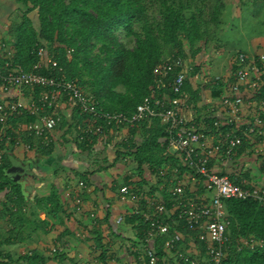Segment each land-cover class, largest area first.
Masks as SVG:
<instances>
[{
	"label": "built area",
	"instance_id": "2783aa9c",
	"mask_svg": "<svg viewBox=\"0 0 264 264\" xmlns=\"http://www.w3.org/2000/svg\"><path fill=\"white\" fill-rule=\"evenodd\" d=\"M43 54L45 50L40 46L38 55ZM13 56L11 42L0 40V92L5 93L0 96V170L7 147L36 151L53 143L63 108L69 104L78 106L86 115L79 125L81 140L90 133L104 134L99 120H105L108 126L130 128L145 119L158 118L165 125L167 153L175 154L194 172H185L181 178L177 175L181 173L180 165L174 166L172 172L176 175L167 179L171 186L168 189L170 207L159 191L146 195L141 203L143 196L137 193L140 189L134 187L132 178L120 186L119 199L124 209L115 222L124 224L128 214H136L148 223L143 236L139 237L135 230L134 241L127 245L129 264H224L230 242L226 200L252 198L264 206V183L257 185L244 176L248 166L260 167L264 173V99L259 103L254 96L260 90L264 92V52L253 55L238 51L232 72L214 79L222 85L223 96L219 103L212 97H203L196 105L183 93L195 64L182 54L170 53L155 67L151 93L131 116L99 107V102L87 95L77 80L43 74L39 71L43 66L41 62L26 70L14 65ZM199 74L195 73L194 83L198 84V79L202 81ZM168 89L178 95L171 96ZM245 92L248 96L243 95ZM203 105H207L210 114L201 115L195 122L193 113ZM29 115L35 118L15 125L9 122ZM211 127L215 128L213 133H209ZM244 142L247 143L245 152L239 155L238 149ZM248 157L251 160H243ZM252 158L258 165H254ZM229 168L235 169V179L227 173ZM167 172L164 169L161 175L164 177ZM238 179H242V183H238ZM84 187L85 182L80 180V193ZM75 201L79 207L82 205L79 194ZM179 226L186 232L179 230ZM171 230L173 234L165 243L166 254L159 255L157 240ZM187 237L190 248L185 251L179 244ZM242 246L250 250L264 249V239L246 238L240 240ZM58 252H67L66 246H53L51 254ZM112 264L119 263L114 259Z\"/></svg>",
	"mask_w": 264,
	"mask_h": 264
},
{
	"label": "trees",
	"instance_id": "16d2710c",
	"mask_svg": "<svg viewBox=\"0 0 264 264\" xmlns=\"http://www.w3.org/2000/svg\"><path fill=\"white\" fill-rule=\"evenodd\" d=\"M14 1L28 6L23 15V21L10 30V34L13 36L11 47L14 51V65L30 70L36 63L41 62L43 65L39 70L41 73L58 78L66 76L68 79H75L87 95L99 102V107L109 112H124L129 116L135 112L137 105L142 102L144 97L151 93V87L155 82L154 69L161 59L173 52L190 55V57L195 56L202 49L200 42L207 41L211 23L214 22L218 27L222 24V13L225 7L223 0H215L211 8V17L206 19L202 16L199 17L193 11L189 0H159L160 19L152 20L148 16L147 3L150 0ZM241 2L244 4L245 0H241ZM34 10H38V29L34 25L33 18L29 15ZM137 23L141 25L140 30L136 29ZM119 32H124L127 37L135 36V44L129 46L124 43ZM40 46L45 50V54L41 56L38 55ZM187 47L190 52L186 50ZM196 72H199L198 66L186 79L183 88V93L185 92L189 101L195 105L202 99L203 89L207 88L206 86L210 83V80L201 86L194 83L193 77ZM215 86L221 89L222 85L214 82L211 87ZM166 91L171 96L178 95L170 89ZM243 95L248 96V93L245 92ZM263 95V90H260L254 95L255 100L261 103L264 99ZM71 108L73 117L78 118L81 122L86 118L78 106ZM34 118L32 115L18 116L9 122L11 125H15L18 122ZM66 123V117L62 114L58 128L64 129ZM98 125L104 128V134L124 129L123 126H108L105 120H99ZM138 128L139 130L143 129L145 136L140 143H132L134 149L132 155L138 164L140 174L139 185L133 183L134 187L138 186L140 189L137 193L143 196L141 203H144L146 195L160 190L167 201V206L170 207L168 189L171 186L167 179L176 175L173 174L172 169L175 165H180L181 173L177 175L181 178L185 172L193 173L194 170L183 165L175 154L167 153L168 142L165 138V125L160 119H145L137 127H130L129 130L135 134ZM214 131L215 128L211 127L209 133ZM100 135L102 134L94 132L87 135L85 140L79 138V149L83 152L93 151ZM53 143L39 149L38 154L42 157L52 156ZM246 146L247 143L244 142L238 149L239 155L245 152ZM10 153H13V149L7 147L5 163L0 170V192H8V200L2 201L0 205V222L2 224L0 225V264H51L53 258L60 259V261L68 259L67 252L46 255L34 248L29 254L16 257L11 252L5 253L2 250L4 245H13L30 239L39 229L46 232L50 221L38 219L40 211H45L58 219L61 218L60 215L66 213L57 185H53L47 196L35 198L36 209L25 211L24 204L29 201V196L26 197L20 183L11 180L6 175V170L11 164ZM122 155L125 154L117 152L116 158ZM252 159L254 165H258V161ZM243 160H251V158ZM143 165H147L157 178L154 187H150L148 191L142 188L148 184L143 176ZM164 169L168 172L163 177L161 171ZM258 169L262 170L260 167ZM78 173L82 181L86 183L94 171ZM227 173L233 179L237 176L235 170L227 171ZM237 182L242 183V179H238ZM161 185H163L162 191ZM76 186L71 188L70 198L78 194L81 198L83 197V191L80 193L78 184ZM75 205H78L76 201ZM226 205L230 217L227 233L230 242L227 244V257L224 264H264V249L250 250L245 246L240 247V240L251 237L264 239V206L252 198L246 200L228 199ZM110 216L111 213L108 212L107 221ZM32 217L34 218L32 219ZM124 223L137 230L139 237L143 236L148 225L136 214H128ZM4 228L7 234L1 232V229ZM178 228L183 233L186 232L184 228L180 226ZM111 230L113 236L121 237L120 232L112 228ZM26 231L28 234H25ZM90 232L92 237L89 236ZM90 232L88 230L87 237L93 239V251L99 264H112L115 253L111 250L109 243L104 241L103 232L96 226ZM67 233H70L68 228L62 235ZM172 234L171 230L168 235L161 236L157 240L159 255L166 254L165 243ZM62 235L59 238H62ZM189 243L187 237L180 242L179 248L187 251L190 248ZM204 253L205 248L203 249ZM116 261L121 264L118 258Z\"/></svg>",
	"mask_w": 264,
	"mask_h": 264
},
{
	"label": "rangeland",
	"instance_id": "374dc122",
	"mask_svg": "<svg viewBox=\"0 0 264 264\" xmlns=\"http://www.w3.org/2000/svg\"><path fill=\"white\" fill-rule=\"evenodd\" d=\"M191 4V8L194 12L200 17L210 19L211 17V11L215 0H189ZM224 2V10L222 13V24L218 27L214 22L211 23V28L208 31L207 35V41L200 42L202 49L195 55H184L187 57L189 62H192V64H195V67H199V72L202 75V81L198 79L199 86L206 84L207 80H210V83L206 86L207 88H212V84L214 83V79L216 76L224 77L227 73L232 72V66L234 65V60L236 57V54L238 51H243L248 48V44L252 43V46L255 48H264V41H260L258 43L251 42L246 37L247 35L253 34L257 28H260L262 25L264 27V1H260L257 8L253 7V11H247L245 9L244 4H242L241 0H223ZM241 2V4H240ZM148 16L153 20L160 19V1L159 0H150L148 3ZM28 6L17 3L14 0H0V40H9L11 43L13 42V36L10 34V30L15 27L16 25H19L23 21V15L26 12ZM33 18V22L35 27L38 29L39 26V20H38V10H34L29 14ZM248 16H253L249 18ZM257 16V17H256ZM257 19H262L261 23L255 24ZM258 25V26H257ZM136 29L140 30L141 25L140 23H137ZM119 36L121 40L126 43L129 46H133L135 44V36L127 37V35L124 32H119ZM188 48V47H187ZM190 52V49H186ZM183 55V54H182ZM198 72V73H199ZM204 83V84H203ZM197 84V83H196ZM209 89H205L206 92H208ZM63 114L66 117L67 123L65 125L64 129L57 128V131L54 133V154L51 157H38V150H32L26 152H31L32 159L35 158V162L31 161L30 166H37L40 167L43 166H52L56 167L58 164L57 159H60L59 152H61L60 146L64 148L73 149L74 151L71 153L72 156L70 158H66V167L70 168H62L59 166L58 171L53 174L52 171L50 173H46L45 179L48 180L49 186L47 188H50L52 180L57 178L56 185L58 187L59 193H62V190L70 189V187L76 186L78 182L81 179V176L78 172H82L80 170L86 171H94V174L97 173H108L112 170H124L125 166H130L131 168H134L137 173V179L140 182V174L138 169V164L134 160L132 151L134 150L132 147V143H140L144 139V131L142 128H138V131L135 132V134H132L129 130V128L120 129L117 131H111L107 132L105 134L100 135L98 138L97 144L95 146V149L93 151H87L83 152L78 147V140H79V125L81 124V121L73 117V111L72 108L67 105L63 108ZM63 139V140H62ZM38 147V145H37ZM61 149V150H64ZM68 149V150H69ZM17 152V151H16ZM58 152V153H57ZM117 152H122L125 155H122L119 158H116ZM12 154V153H10ZM16 154H13L15 156ZM19 159L18 156H15ZM21 158V157H20ZM117 160V161H115ZM22 165H25L21 159H19ZM118 163H123L122 165L119 164L117 168L115 169L116 165ZM143 176L147 180L148 184L143 186L145 191H148L150 187H154L156 184L157 178L156 175L150 170V168L147 165H143ZM33 173H35V177H27L26 175H23L22 180H28L29 183L26 185V190L29 192V201H27L25 206V211H30L36 209L35 204V198L37 196H41V170L38 168H31L30 169ZM39 174V176L37 175ZM93 174V175H94ZM34 178V179H33ZM54 180V181H55ZM102 184V181L99 182ZM77 187V186H76ZM109 188L111 191H116V187L113 185H109ZM113 188V189H112ZM161 188V187H160ZM143 190V189H142ZM84 192V191H83ZM101 191L98 188L95 191V194L98 195V199L100 201V208L101 204L107 203L105 201V198L101 195ZM83 198L84 194L82 193ZM65 196V195H64ZM62 198V196H61ZM65 198V199H64ZM62 199V202L66 206L68 203V207L66 206V210H69V205L73 202V198H68L67 196ZM108 199V198H107ZM8 200V192H0V205L2 201ZM74 206V207H73ZM72 206L73 211H75L79 216L82 215L84 210L86 209L85 202L82 206L74 205ZM104 207V206H102ZM102 216H105L106 210L105 207L103 209H99ZM41 211L38 213V219H42ZM34 217H32L33 219ZM55 223H58V221H55V219L59 220L58 218H54L51 216V221ZM81 217L78 218L76 216V219L73 221V228L78 230L79 224H84L83 220L81 221ZM0 225L1 222H0ZM49 226V225H48ZM77 226V227H76ZM6 229H1L2 233H6ZM116 230H118L116 228ZM40 231V232H39ZM37 233H34L33 236L30 238L29 244H23V247L21 245L16 246H2V250L6 252H11L14 256H19L20 254H29L32 252L33 248H30V244L33 241L41 242V229H39ZM29 232V231H28ZM81 232V231H80ZM82 233V232H81ZM7 234V233H6ZM25 234H28L27 231ZM81 236H78L75 233V237L72 236V238H75L78 240V242H81L82 246H88L86 241V236L83 234H80ZM42 236H45L46 239L43 242V250L38 249L40 252L46 254L48 250V254L51 255V247L53 244H51L55 237H49L48 233L44 234ZM65 237V236H64ZM59 241L58 244H63L66 246L67 253H70L71 248L75 250L76 247H73V245L76 243V241H70L69 239H63L57 237ZM91 239V238H90ZM29 240V239H27ZM26 240V241H27ZM109 244H111V249L115 250L113 251L115 254L120 255L122 252L125 251V247L122 245L123 238L122 237H116L113 236L109 237V241H107ZM35 243V242H34ZM81 246V245H80ZM72 250V251H73ZM88 252V249H85ZM24 251V252H23ZM76 255H68L69 258L65 259L64 261H60V259H54V264H90L89 261L90 255L87 252H82L80 250L76 251ZM47 254V255H48ZM92 255V253H90ZM122 261V260H121ZM122 264V263H121Z\"/></svg>",
	"mask_w": 264,
	"mask_h": 264
},
{
	"label": "crops",
	"instance_id": "0c3cea01",
	"mask_svg": "<svg viewBox=\"0 0 264 264\" xmlns=\"http://www.w3.org/2000/svg\"><path fill=\"white\" fill-rule=\"evenodd\" d=\"M260 1H264V0H245V3H244L245 9L248 12L253 11L252 8L253 7L257 8L256 5H258L259 3L261 4ZM240 4H241V2H240ZM248 17L251 18L253 16H248ZM261 22H262V19L256 18L255 24H258ZM246 37L251 42L258 43L260 41H264V27L261 25L260 28H257V30L253 34L251 33L250 35H247ZM243 51L248 53V54L256 55L258 53H263L264 48H262V49L261 48L260 49L255 48L254 46H252V43H249L248 48L246 50H243ZM228 74L229 73H227L226 75H228ZM197 85H199V84H197ZM205 89H209L208 92H206ZM205 89H203L202 98L203 97H212L213 100H215V103H219V99H221V97L223 96L222 89H219L216 86L213 88H205ZM4 94L5 93L2 94L0 92V96H3ZM207 105L199 106L200 108L198 107L197 109H195V113H193V115H194L193 119L195 120V122H197V120L200 119L201 115H209L210 114L207 111ZM195 115H197V116H195ZM41 148H38V149H41ZM63 148L64 147L60 146L59 150L61 152H59V154H56V155L60 156V159H57L58 164L56 167H52L50 165L49 166L41 165L40 167H37V166H33V167L30 166L29 167V170L31 168H38L41 170V196H47L51 192L53 185H56L57 178H55L56 180L54 179L55 181L52 180L50 188H47L49 186V184H48V180L45 179L46 173H50V171H52L53 174L56 173L58 171L59 166H61L62 168L64 167V168L70 169V168L66 167L67 165H66L65 160H66V158H70L72 156L71 153L74 150L69 149V148H64V150H61ZM30 153L31 152H26L24 149L20 148L17 150H13L12 154H16L15 156H18L19 159H21L23 161V163H25L29 160H35V158L32 159V157H31L32 154H30ZM53 155H55V154L53 153ZM39 156L40 155H38V157ZM119 164L122 165L123 163H118L116 165L115 169L117 168V166ZM124 166H125V168L123 171L122 170H120V171L112 170L108 173H101V174L97 173V174H94L91 176L90 180L85 183V187L82 189L84 191L83 192L84 198L82 197V205L84 202L86 204V209L84 210L85 212H83L82 215L79 216L75 211H73L72 206L74 205V198L75 197H71V198H73L72 199L73 202L71 203V205H69V210H66V206L68 207V203L65 202L67 204L66 206L64 205L66 213L60 215L61 218L59 220L55 219V221H58V223H55L53 219H52L53 221H51V215L47 214L45 211H41V214H40L41 218L49 220L50 225L46 227V232H44V230H41V242H39V240L33 241L30 244V246L32 245L30 248L41 249V251L43 250L42 249L43 248V242L46 239L45 236H42L43 233L44 234L48 233L49 237H51V238L55 237V240L51 243V244H53V246H55L56 244L59 243V241H56V240H58L57 237L61 236L63 234V232L66 230V228H68L70 230V233L69 234L67 233L66 235H62L63 239H66V240L69 239L70 241H76V243L73 245V247H76L75 250H73L71 248V251L68 254L71 256L76 255L77 250H80L82 252H87L85 250L87 248L88 249L87 253L90 255V257H89V261L91 262L90 264H99V261L95 258V252L93 251V247H94L93 246V244H94L93 239L92 238L89 239L90 237H92L90 230L92 228H94V226H96V228L100 229L103 232L104 241H109V237H112V235H113V233L111 232L112 231L111 228L114 230H116V228H117L118 230H116V231L120 232L121 237L123 238V241H125V242H122V245L125 247V251L122 252L120 255L114 254V259L118 258L120 263L129 264L131 258L127 254L126 248H127V245L129 244V242L133 241V238L136 237L135 236V230L133 229V227L131 225H128L126 223L118 225L115 222V220H116V217L124 209V205L122 204V202L119 199L120 186L122 184L126 183V181L129 180L130 178L133 179V183H135V184H138L139 180L137 179L138 175H137L136 170L134 168H131L130 166H126V165H124ZM232 170H235V169L234 168L228 169V171H232ZM80 171L84 172L85 170H80ZM245 172H247L248 174L245 173L244 175H246L248 178H251L253 183L255 182L257 185H261L264 183V173L262 171H260L256 166H252V167L248 166L247 169L245 170ZM37 175L39 176L38 173H37ZM29 177H32V176H29ZM100 181H102V184L99 183ZM29 182L30 181L28 179V183ZM110 184L116 187L115 193H114V191L110 190V188H109ZM98 188L102 192L101 195L103 196V198H105V201H107V203L101 204V208L99 206L100 201L98 199V195L95 194V191ZM70 191H71V187H70V189L64 188L62 190V193H61L62 199L66 196L68 198H70ZM157 191L160 192V190H157ZM102 206H104L105 210H106L105 216H102L100 211H99V209L104 208ZM108 212L111 213L110 219L108 220L110 222V224L106 220V215L108 214ZM76 216H78V218L81 217V219L84 221L83 222L84 224H82V223L79 224L78 230L76 228L74 229L72 226L73 221L76 219ZM109 226H111V227H109ZM88 230L90 232V235H89V233H87ZM75 233L78 236H81L80 234H83L86 237L89 235L90 237L86 238V241H87L86 243L88 246L84 247V246H82V244H80L81 242H78V240H76L75 238H72V236L75 237ZM29 241H30V239L27 241L21 242V243L8 245V246L11 247V246H16V245H18V246L21 245V247H23V244L28 245ZM109 245L111 247V244H109ZM4 246H7V245H4ZM53 246L51 247V249L53 248ZM111 250L115 251L113 249H111ZM50 252H51V250H50ZM90 253H92V255ZM47 254H48V250L46 252V255ZM20 255H22V254H20ZM48 255H50V253ZM51 264H54V263H51Z\"/></svg>",
	"mask_w": 264,
	"mask_h": 264
},
{
	"label": "water",
	"instance_id": "95a60500",
	"mask_svg": "<svg viewBox=\"0 0 264 264\" xmlns=\"http://www.w3.org/2000/svg\"><path fill=\"white\" fill-rule=\"evenodd\" d=\"M9 159H10L11 165L6 170V175L11 180L20 183L22 185V190L24 191L26 197H28L29 192L26 190V185L28 183V180H22V177L23 175L35 177V174L29 170L30 162L34 160H29L26 162L25 165H22L21 162L13 156V154L9 155Z\"/></svg>",
	"mask_w": 264,
	"mask_h": 264
}]
</instances>
